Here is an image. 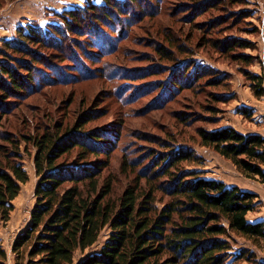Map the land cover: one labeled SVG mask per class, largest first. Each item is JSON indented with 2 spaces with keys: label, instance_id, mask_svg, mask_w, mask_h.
I'll return each instance as SVG.
<instances>
[{
  "label": "rangeland",
  "instance_id": "obj_1",
  "mask_svg": "<svg viewBox=\"0 0 264 264\" xmlns=\"http://www.w3.org/2000/svg\"><path fill=\"white\" fill-rule=\"evenodd\" d=\"M34 1L37 0H0V12L20 7L16 15L26 18L22 26L32 24L46 29L54 23L53 12L66 8L44 6L42 2L47 5L71 1L74 7L89 0H42L38 9L31 10L29 4ZM214 1L132 0L129 14L135 15L125 19V26L121 24L119 35L123 39L112 53L104 42L80 39L82 52L75 51L80 63H63L58 73L59 79L65 76L69 80L43 84L3 121L0 134H15L29 175L28 183L22 185L13 202L11 220L0 228V246L8 255L6 264H17L12 246L31 224L41 179L34 162L37 147L23 138L41 137L50 129H60L61 134L83 126L86 132H112L111 154L87 157L88 161L103 165L99 187L111 183L108 197L112 200H118L129 188H138L144 200L145 195L152 194L156 207L163 209L175 200L155 189L165 179L147 181L144 177L151 176L157 165L163 164L167 153L193 151L202 159L201 165L183 162L172 169L174 175L194 171L228 187L238 186L257 194L256 208L248 215V221L264 220V182L247 178L231 161L203 146L199 135L201 130L233 127L245 135L264 137V97L256 96L248 76L260 75L264 79V0H244V5L216 0L215 9ZM28 17H34V21ZM120 20L123 22L124 18ZM111 36H117L116 29ZM232 39L247 42L250 47L228 52L223 43ZM164 50L169 54H161ZM238 55L250 56L251 63L239 60ZM88 73L91 78L86 77ZM177 83L183 86L178 88ZM246 111L250 117L243 115ZM0 144L6 145L1 140ZM78 155L79 150L74 149L58 162H75ZM70 186L64 185L63 189ZM110 232L106 227L99 242L84 255L99 252ZM228 241L232 249L227 264H264L263 240L231 233ZM244 250L245 259L234 262ZM82 257L80 253L76 255L77 260ZM27 260L20 264H27Z\"/></svg>",
  "mask_w": 264,
  "mask_h": 264
},
{
  "label": "trees",
  "instance_id": "obj_2",
  "mask_svg": "<svg viewBox=\"0 0 264 264\" xmlns=\"http://www.w3.org/2000/svg\"><path fill=\"white\" fill-rule=\"evenodd\" d=\"M131 1L98 3L89 0L83 6L53 12L54 23L48 24L46 29L32 24L19 26L15 38L2 40L0 127L12 111L43 84L69 80L65 76L59 79L58 73L63 63H80L75 56V51L82 52L80 39L104 42L112 53L123 39L119 35L121 24L125 26V19L135 15L129 14ZM120 18H124L123 22ZM114 29L117 36H111ZM223 46L230 52L249 48L250 44L232 39ZM163 53L169 54L166 50ZM238 57L246 64L251 63L250 56ZM248 76L256 96L264 97L263 76ZM86 77L92 76L88 73ZM176 86L181 88L183 84ZM243 115L250 117L247 111ZM59 131L50 129L41 137L23 138L37 147L34 162L41 179L36 188L37 202L31 224L12 246L17 264L25 258L27 264H227L231 259L232 246L228 241L231 233L264 241V221H248V215L256 208L257 194L242 191L238 186L228 187L222 181L208 179L194 171L177 176L172 173V169L183 162L201 165L202 159L193 151L167 153L163 164H158L151 176L144 177L147 181L165 179L155 186L156 191L175 197L159 210L153 195H145L144 200L138 188L125 190L116 201L108 197L111 183L107 182L100 189L103 165L90 162L87 157L111 154L114 145L109 129L86 132L83 126H76L70 132L60 134ZM199 135L203 146L231 161L247 178L264 182V137L245 135L233 127L201 130ZM0 140L6 144H0L1 228L11 220L13 202L22 185L28 183L29 175L22 164L15 134L1 133ZM74 149L79 150L75 162H58ZM167 181L171 184L167 185ZM67 184L71 186L63 189ZM106 227L111 232L101 250L84 255L99 242ZM78 253L83 257L77 260ZM7 257L6 250L0 246V264H6ZM244 257L245 250L234 262Z\"/></svg>",
  "mask_w": 264,
  "mask_h": 264
},
{
  "label": "crops",
  "instance_id": "obj_3",
  "mask_svg": "<svg viewBox=\"0 0 264 264\" xmlns=\"http://www.w3.org/2000/svg\"><path fill=\"white\" fill-rule=\"evenodd\" d=\"M41 1L42 0H37V1H34V3H30L29 4L30 9L31 10L38 9L41 6ZM83 1L84 0H79L80 3H83ZM42 5H44V6H48V5L56 6L57 9H64V8L68 9V8L72 7L74 4L71 1L66 2L65 4L64 3H58L57 1H55V2H51L47 5H45V2H42ZM15 10L14 11L3 10L2 12H0V47L2 45V40H9V39L15 38L17 35L18 27L22 26V24L25 23V21H23V18H25L24 15H22V16L16 15L20 11V7H16ZM34 17H36V15ZM34 17H28V18H30L28 20L33 22ZM259 220H262V219H258V221Z\"/></svg>",
  "mask_w": 264,
  "mask_h": 264
}]
</instances>
